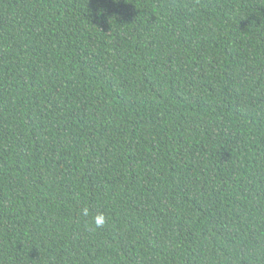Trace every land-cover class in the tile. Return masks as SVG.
Segmentation results:
<instances>
[{
    "label": "trees",
    "instance_id": "1",
    "mask_svg": "<svg viewBox=\"0 0 264 264\" xmlns=\"http://www.w3.org/2000/svg\"><path fill=\"white\" fill-rule=\"evenodd\" d=\"M0 264H264V0H0Z\"/></svg>",
    "mask_w": 264,
    "mask_h": 264
},
{
    "label": "clouds",
    "instance_id": "2",
    "mask_svg": "<svg viewBox=\"0 0 264 264\" xmlns=\"http://www.w3.org/2000/svg\"><path fill=\"white\" fill-rule=\"evenodd\" d=\"M96 223H97V225H101V224H103V223H104V219H103V217H98V218L96 219Z\"/></svg>",
    "mask_w": 264,
    "mask_h": 264
}]
</instances>
